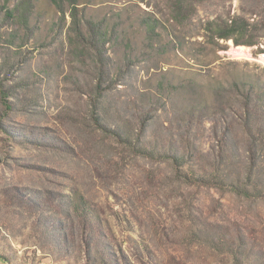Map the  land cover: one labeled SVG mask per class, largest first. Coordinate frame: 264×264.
Instances as JSON below:
<instances>
[{
    "label": "rangeland",
    "instance_id": "rangeland-1",
    "mask_svg": "<svg viewBox=\"0 0 264 264\" xmlns=\"http://www.w3.org/2000/svg\"><path fill=\"white\" fill-rule=\"evenodd\" d=\"M19 2L0 0V264H235L225 242L238 239L264 262V202L182 183L92 111L102 90L98 114L123 136L144 122L148 147L200 172L243 169V93L264 129V0H76L104 23L100 64L66 1L8 18ZM233 16L255 44H208L206 21Z\"/></svg>",
    "mask_w": 264,
    "mask_h": 264
},
{
    "label": "trees",
    "instance_id": "trees-1",
    "mask_svg": "<svg viewBox=\"0 0 264 264\" xmlns=\"http://www.w3.org/2000/svg\"><path fill=\"white\" fill-rule=\"evenodd\" d=\"M32 0H20V2L6 11L8 18H17L26 21L28 7ZM54 4H59L62 0H50ZM71 6L69 13L71 17L70 30L72 31L73 38L78 45L84 50L91 53L95 61L100 64L102 57L105 53L106 32L104 30V23L102 21H94L92 19H81L79 17L78 8L76 7V0H64ZM59 10L60 9L59 7ZM143 24L146 26L147 34L154 32V22L150 19H144ZM204 36L208 44H218L219 40H232L234 45H253L255 44L254 35L250 29V24L240 16H233L229 18L216 17L206 21L204 25ZM97 64V66H98ZM103 66H105L103 64ZM99 67V66H98ZM0 91L3 95V104L5 107L10 108V103L7 100L8 92L0 83ZM99 85H97L96 89ZM104 91L100 90L98 98L93 103V116L97 128L103 132H109L116 138L121 139L122 142H127L139 154L148 158H156L163 162H169L173 167L177 178L184 184L194 186H205L213 188L222 194L230 193L242 200L257 203L264 202V129L259 127V121L254 118L253 108L249 95L244 96L245 103L243 105L244 115L242 116V125L245 133L248 136V149L243 169L236 171V173L222 172L213 170L195 169L193 163L185 159V155L179 151H163L154 150L148 147L147 142L142 134L146 131V123L142 122L140 130L132 140L130 136H123L122 131L118 126H109L104 115L98 114L100 110L99 97L104 96ZM6 93V94H5ZM241 119V118H240ZM230 135V130L228 131ZM263 133L261 137L256 134ZM232 138V137H231ZM241 237V235H238ZM242 238V237H241ZM238 239V238H237ZM239 240V239H238ZM238 240H231L225 242L227 251L232 256L235 264H264L263 261L257 258L248 257L251 249L243 246ZM250 258V259H249Z\"/></svg>",
    "mask_w": 264,
    "mask_h": 264
},
{
    "label": "bare ground",
    "instance_id": "bare-ground-1",
    "mask_svg": "<svg viewBox=\"0 0 264 264\" xmlns=\"http://www.w3.org/2000/svg\"><path fill=\"white\" fill-rule=\"evenodd\" d=\"M262 57V56H261ZM264 57V56H263Z\"/></svg>",
    "mask_w": 264,
    "mask_h": 264
}]
</instances>
